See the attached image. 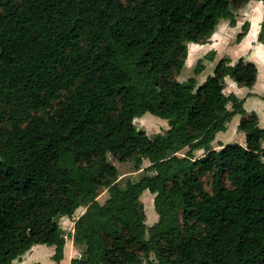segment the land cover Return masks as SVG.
Returning <instances> with one entry per match:
<instances>
[{"label":"trees","instance_id":"obj_1","mask_svg":"<svg viewBox=\"0 0 264 264\" xmlns=\"http://www.w3.org/2000/svg\"><path fill=\"white\" fill-rule=\"evenodd\" d=\"M247 1L0 0V264L34 244L59 262L58 219L76 205L70 264H264V128L243 114L245 144L210 145L242 111L223 77L250 86L256 65L222 57L202 83L177 80L187 42ZM146 112L170 127L146 133L133 121ZM108 153L152 155L154 173L121 186ZM145 189L158 219L142 238Z\"/></svg>","mask_w":264,"mask_h":264},{"label":"crops","instance_id":"obj_2","mask_svg":"<svg viewBox=\"0 0 264 264\" xmlns=\"http://www.w3.org/2000/svg\"><path fill=\"white\" fill-rule=\"evenodd\" d=\"M233 12L235 14V23L233 25L229 23L228 19L221 18L205 42H187L185 59L188 62L201 59L203 64V68L193 75L196 84L202 83V81L212 75L216 62L222 57L228 58L231 64L242 58L253 62L257 68L256 78L250 86L239 85L228 75L223 77L222 92L226 95L232 93L241 99L242 111L232 115L226 123V128L214 134L210 142L213 148H219L236 138L239 139V143L245 144V134L237 128L239 119L243 114L255 113L258 126L264 128V27L262 38L259 39L261 23L264 19V0H248L241 7L234 8ZM245 22L247 23V29L242 37L237 40L236 36L242 30ZM190 48L193 49L192 52H190ZM226 107L232 109L233 102H228ZM80 209L77 215L76 213L72 214V223L67 219L69 216L64 215L59 218L60 223L64 225L63 228L61 227L63 230H66L67 226H71L67 236H64L63 233V255L59 262L52 258L54 253L53 245L34 244L20 257L14 259L12 264H34L35 262L42 264H70L72 257L80 255V248L73 243L72 239L73 221L84 211L85 207L80 206ZM153 216L156 218V214Z\"/></svg>","mask_w":264,"mask_h":264},{"label":"rangeland","instance_id":"obj_3","mask_svg":"<svg viewBox=\"0 0 264 264\" xmlns=\"http://www.w3.org/2000/svg\"><path fill=\"white\" fill-rule=\"evenodd\" d=\"M193 49L190 48V52H192ZM198 60V59H197ZM197 60L190 61L188 62L187 59L183 60L182 66L179 70V73L177 75V80L178 81H184L190 76L194 75V67L197 63ZM203 82V81H202ZM199 84V83H197ZM134 123L137 127L143 128L146 133L152 134L154 132H165L171 124V121L169 118H163L154 114H151L149 112L144 113L140 117H135L134 118ZM234 140V141H233ZM238 138L232 139V142H238ZM262 145L264 146V141H262ZM187 148H184L181 150V152L176 153L178 156L182 155ZM202 154V149H198L194 151L195 156H199ZM108 160L111 161L117 168V173H118V183L121 186H124L127 180H136L140 178L144 174H149L152 175L154 173V170L150 169V163L153 161V156L152 155H141L137 157L136 159H128L125 161H119L116 158H114L110 153L107 154ZM155 191H152L151 189H145L143 190L140 194L134 195L133 199L134 200H140L143 204V208L146 213V218H145V233L141 234L142 238H145L148 234L147 228L152 226L158 219V214L155 211L154 205H153V195ZM108 193L106 189L104 188H99L98 189V195H97V200L102 202L106 197ZM81 205H76L74 213L76 215L78 212L81 210L80 209ZM79 209V210H78ZM156 214L155 216H153ZM172 217H175L176 213L173 212L171 213ZM74 216V215H73ZM171 217V216H170ZM171 217V218H172ZM72 216L67 217V219L72 223ZM58 223L60 225V228H63V224ZM74 224V221H73ZM72 225V224H71ZM66 227V226H65ZM71 226H67L66 230H63L64 236H67L68 231H70Z\"/></svg>","mask_w":264,"mask_h":264}]
</instances>
